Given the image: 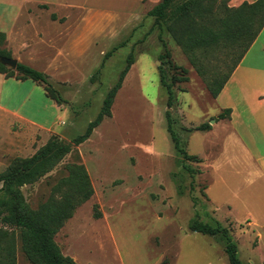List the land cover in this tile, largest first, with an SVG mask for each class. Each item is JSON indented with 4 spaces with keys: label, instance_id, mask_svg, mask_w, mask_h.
I'll use <instances>...</instances> for the list:
<instances>
[{
    "label": "rangeland",
    "instance_id": "obj_1",
    "mask_svg": "<svg viewBox=\"0 0 264 264\" xmlns=\"http://www.w3.org/2000/svg\"><path fill=\"white\" fill-rule=\"evenodd\" d=\"M43 1L51 4L58 0ZM60 2L82 5L76 9L53 7L55 13L70 16V26L83 15H90V23L77 25L80 32L87 31L92 45L85 55H71L69 60L73 66L61 70L53 63L47 64L56 58L57 49L39 46L42 60L32 69L44 70L63 103L54 115L48 107L51 103L44 105L47 100L43 99L42 103L40 94H33L32 106L26 107V112L55 134L40 135L25 127L19 129L18 124L0 118V173L16 158L31 157L50 139L68 143L81 135L98 115L107 92L117 81L128 55L132 54L134 63L115 96L111 117L104 118L86 142L72 147L45 177L32 186L23 187L25 200L36 209L50 197L55 184L67 175L66 167L81 164L90 178L93 196L75 210L54 238L63 255L77 264H229L224 251L220 253L223 260L220 263L209 250L207 244L213 237L188 231L194 219L206 223L215 220L228 228L238 245L239 259L246 261L250 248L248 242L239 237V224L224 223L225 209L213 215L215 196L210 193L213 202L210 204L205 192L211 177L205 161L223 158L201 131H187L204 123L211 127L218 125L217 115L223 111L219 112L217 99L207 91L171 37L155 30L154 19L147 13L160 0ZM35 26L43 30L47 41L56 37L59 29L57 25H50L44 15ZM54 42L61 43L56 38ZM113 48L118 49L104 63V55ZM165 52L169 57L163 61L164 66L160 57ZM229 58L227 63L233 60ZM160 66L168 81L171 76L188 78L187 82L174 86L172 108L167 107ZM217 66L221 68L222 61ZM168 112L183 149L198 161L183 160L176 153L167 131ZM10 142L11 150L7 149ZM205 152L206 159L201 157ZM189 168L193 176L187 172ZM223 249L222 245L214 250ZM16 264H30L19 244Z\"/></svg>",
    "mask_w": 264,
    "mask_h": 264
},
{
    "label": "trees",
    "instance_id": "obj_2",
    "mask_svg": "<svg viewBox=\"0 0 264 264\" xmlns=\"http://www.w3.org/2000/svg\"><path fill=\"white\" fill-rule=\"evenodd\" d=\"M228 2L229 0H160L147 13L154 19L155 30L159 34L166 32L179 47L214 99L264 27V0L243 2L238 7H229ZM52 18L55 16L52 15ZM5 42L6 36L0 32V58H11L10 53L3 48ZM117 49L113 48L104 55V63ZM168 57V52L160 57L162 65L165 66L163 61ZM229 57L233 60L227 63ZM220 61L221 68L217 66ZM133 63L134 58L129 54L117 81L107 92L98 115L88 123L81 135L68 143L50 139L31 157L16 158L0 173V264H16L18 244L30 264H77L71 257L63 255L54 238L75 210L93 196V188L85 167L81 164L68 165L67 175L55 184L50 197L36 209L27 203L22 188L32 186L45 177L71 152L72 147L86 142L104 118L111 117L110 110L115 96ZM166 63L185 73V70L173 67L170 62ZM160 70L161 86L167 94V107L172 108L175 100L174 86L187 82L188 78L181 75L171 76L168 81L162 66ZM0 74L19 81L30 79L39 82L56 104L63 103L48 76L39 71L21 63H17L15 69L0 63ZM230 112L229 109L223 110L218 119L229 117ZM210 129L211 126L204 123L187 131ZM167 131L176 153L183 160L198 161L196 156L187 154L183 149L174 130L170 112L167 113ZM187 172L194 175L190 168ZM188 231L208 235L219 241L224 247L229 264H247L239 259L237 244L229 229L220 222L214 220L213 223H206L201 219H194L189 223Z\"/></svg>",
    "mask_w": 264,
    "mask_h": 264
},
{
    "label": "crops",
    "instance_id": "obj_3",
    "mask_svg": "<svg viewBox=\"0 0 264 264\" xmlns=\"http://www.w3.org/2000/svg\"><path fill=\"white\" fill-rule=\"evenodd\" d=\"M58 1L50 4L43 0H0V32L6 36L4 47L17 63L36 68L38 61L42 60L39 46H49L58 52L56 58L47 64L53 63L57 70H61L73 66L69 60L71 55H85L87 48L91 47V37L88 42L87 31L80 32L77 25L90 23V15H83L70 26V16L55 13L53 7L76 9L82 5ZM255 1L229 0L228 6L238 7L243 2ZM43 15L47 16L50 25L59 28L56 37L49 41L43 30L35 26ZM55 38L61 43L54 42ZM33 94H40L42 103L46 99L44 105L51 103L48 107L54 115L60 111L61 107L48 97L41 83L30 79L19 81L0 74V118L18 124L19 129L25 127L40 135L55 134L49 126L26 112V107L32 106ZM216 99L219 112L227 109L231 112L229 117L219 119L218 125L201 131L223 158L204 163L211 174L205 188L208 203H213L212 192L215 196L212 214L225 209L224 223L239 224V237L248 242L250 248V254L243 262L264 264V27ZM11 145L10 142L7 149L11 150ZM202 156L206 159L207 153ZM207 245L221 263L220 253L224 250H214L216 246L221 248V243L212 238Z\"/></svg>",
    "mask_w": 264,
    "mask_h": 264
},
{
    "label": "water",
    "instance_id": "obj_4",
    "mask_svg": "<svg viewBox=\"0 0 264 264\" xmlns=\"http://www.w3.org/2000/svg\"><path fill=\"white\" fill-rule=\"evenodd\" d=\"M0 63L8 68L15 69L17 65V61L13 58H0Z\"/></svg>",
    "mask_w": 264,
    "mask_h": 264
}]
</instances>
